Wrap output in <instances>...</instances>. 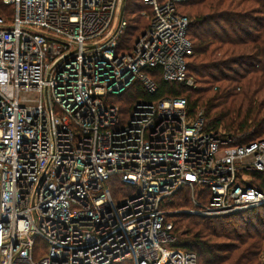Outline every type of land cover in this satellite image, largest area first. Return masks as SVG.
I'll list each match as a JSON object with an SVG mask.
<instances>
[{"label":"built area","instance_id":"obj_1","mask_svg":"<svg viewBox=\"0 0 264 264\" xmlns=\"http://www.w3.org/2000/svg\"><path fill=\"white\" fill-rule=\"evenodd\" d=\"M2 1L0 264H199L172 247L170 198L189 191L205 218L264 206V139L233 145L183 97L118 103L158 76L194 85L188 0H140L129 51L126 0Z\"/></svg>","mask_w":264,"mask_h":264},{"label":"trees","instance_id":"obj_2","mask_svg":"<svg viewBox=\"0 0 264 264\" xmlns=\"http://www.w3.org/2000/svg\"><path fill=\"white\" fill-rule=\"evenodd\" d=\"M126 9L128 27L119 47L129 51L150 20L140 15V0H126ZM178 10L190 20L188 75L194 85L158 76L157 90L149 93L135 83L118 96L122 112L127 114L140 100L183 97L190 115L202 113L206 126L222 129L233 145L264 139V0H188ZM12 14V7L0 0V17L11 19ZM252 175L253 185L264 192V172ZM168 207L191 208L189 191L176 193ZM171 220L176 236L172 247L195 253L199 264H263L264 206L218 218L179 213Z\"/></svg>","mask_w":264,"mask_h":264},{"label":"rangeland","instance_id":"obj_3","mask_svg":"<svg viewBox=\"0 0 264 264\" xmlns=\"http://www.w3.org/2000/svg\"><path fill=\"white\" fill-rule=\"evenodd\" d=\"M182 11L183 12H187V7L186 6H183V8H182ZM132 16V15H131ZM134 16H135V14H134ZM123 193H125V191H123ZM122 197V199H125V198H127L128 196H126V194H124V196H121ZM173 210H175V209H173ZM185 222H187V219H185ZM179 225V224H178ZM260 260L263 262V264H264V246H263V251H262V253H261V255H260Z\"/></svg>","mask_w":264,"mask_h":264},{"label":"water","instance_id":"obj_4","mask_svg":"<svg viewBox=\"0 0 264 264\" xmlns=\"http://www.w3.org/2000/svg\"><path fill=\"white\" fill-rule=\"evenodd\" d=\"M124 4H125V0H124ZM124 4H123V7H122V13L124 12ZM179 213H188V214H191L189 211H180V212H177V213H174L172 215H175V214H179Z\"/></svg>","mask_w":264,"mask_h":264}]
</instances>
